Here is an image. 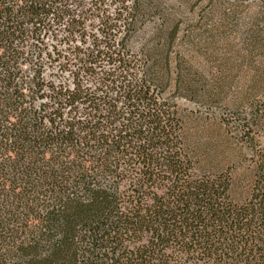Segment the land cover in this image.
Instances as JSON below:
<instances>
[{
    "label": "trees",
    "instance_id": "obj_1",
    "mask_svg": "<svg viewBox=\"0 0 264 264\" xmlns=\"http://www.w3.org/2000/svg\"><path fill=\"white\" fill-rule=\"evenodd\" d=\"M263 128L264 0H0V264H264Z\"/></svg>",
    "mask_w": 264,
    "mask_h": 264
},
{
    "label": "rangeland",
    "instance_id": "obj_2",
    "mask_svg": "<svg viewBox=\"0 0 264 264\" xmlns=\"http://www.w3.org/2000/svg\"><path fill=\"white\" fill-rule=\"evenodd\" d=\"M189 107H191V104H188ZM255 139L258 141L259 147L264 152V128L261 129L255 136Z\"/></svg>",
    "mask_w": 264,
    "mask_h": 264
}]
</instances>
